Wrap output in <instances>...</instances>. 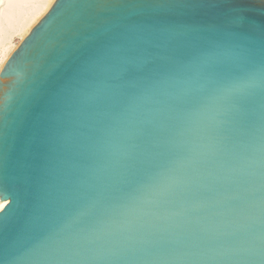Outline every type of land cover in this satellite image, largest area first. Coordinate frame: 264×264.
<instances>
[{
    "label": "snow or ice",
    "instance_id": "obj_1",
    "mask_svg": "<svg viewBox=\"0 0 264 264\" xmlns=\"http://www.w3.org/2000/svg\"><path fill=\"white\" fill-rule=\"evenodd\" d=\"M3 75L0 264H264V0H50Z\"/></svg>",
    "mask_w": 264,
    "mask_h": 264
},
{
    "label": "bare ground",
    "instance_id": "obj_2",
    "mask_svg": "<svg viewBox=\"0 0 264 264\" xmlns=\"http://www.w3.org/2000/svg\"><path fill=\"white\" fill-rule=\"evenodd\" d=\"M49 5L50 0L46 3L31 5L26 12L22 10L21 5L10 3L8 0H0V70L12 51V49L8 50V47L4 48L5 41L13 33L22 32L20 36L23 38L31 27L47 12ZM0 203H3V201L0 200Z\"/></svg>",
    "mask_w": 264,
    "mask_h": 264
},
{
    "label": "water",
    "instance_id": "obj_3",
    "mask_svg": "<svg viewBox=\"0 0 264 264\" xmlns=\"http://www.w3.org/2000/svg\"><path fill=\"white\" fill-rule=\"evenodd\" d=\"M39 23V21L37 22ZM36 23V24H37ZM36 24L31 28V30L36 26ZM31 30L29 31V33L25 36V38H23V40L21 41V43L19 44V46L10 54V56L8 57V59L6 60V62L4 63V65L2 66L1 70H0V81H3L4 80V71H5V66L6 65H9V62L12 60L13 58V54L17 51V49H19L21 47L22 44H24L25 40L28 39L29 35H30V32ZM22 54V53H21ZM15 63V62H14ZM3 88V85L0 84V89ZM8 199H11V197H8ZM6 211H11V208H8V209H5V210H0V217L4 216L5 215V212ZM19 227V226H18ZM16 230L17 229H13L10 233H9V238H13L15 236V233H16Z\"/></svg>",
    "mask_w": 264,
    "mask_h": 264
},
{
    "label": "rangeland",
    "instance_id": "obj_4",
    "mask_svg": "<svg viewBox=\"0 0 264 264\" xmlns=\"http://www.w3.org/2000/svg\"><path fill=\"white\" fill-rule=\"evenodd\" d=\"M41 19V18H40ZM37 23V22H36ZM35 23V24H36ZM34 24V25H35ZM33 25V26H34ZM32 26V27H33ZM31 27V28H32ZM31 30V29H30ZM29 30V31H30ZM21 33L22 32H20V33H13V35L7 40V41H5V45H4V48H7L8 47V50L10 49H12V51L10 52V54L19 46V44L21 43V41L23 40V38H25V36L29 33H27L23 38H21ZM11 47V48H10ZM15 47V48H14ZM0 49H1V44H0ZM10 54H9V56H10ZM1 55V54H0ZM8 56V57H9ZM0 59H1V56H0ZM8 59V58H7ZM2 68V67H1Z\"/></svg>",
    "mask_w": 264,
    "mask_h": 264
}]
</instances>
